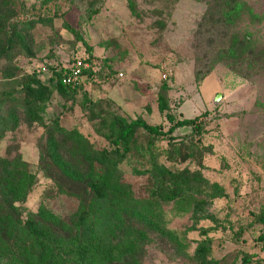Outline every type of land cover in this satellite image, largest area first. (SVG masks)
<instances>
[{"label": "rangeland", "instance_id": "374dc122", "mask_svg": "<svg viewBox=\"0 0 264 264\" xmlns=\"http://www.w3.org/2000/svg\"><path fill=\"white\" fill-rule=\"evenodd\" d=\"M209 1L15 0L11 9L8 25H19L30 48L24 53H3L0 91L5 71L14 75L37 71L47 80L50 66L69 68L89 57L95 75L83 76L85 86L74 101L54 94L46 118L60 117L62 125L77 128L98 148L108 146L107 129L98 125L102 117L118 118L124 125L142 118L167 130L170 123L159 107L161 94L177 118L200 116L204 123L200 138L191 136V128L175 131L185 145L193 138L195 157L174 163L167 160L170 146L162 137L155 139V151L167 166L200 170L225 188L226 197L208 204L197 225L187 204L157 202L155 210L182 238L186 249L178 250L148 229L137 259L121 260V264H193L190 256L197 240L204 238L202 229H210L211 257L222 264H241L246 254L252 264H264V244L258 240L263 228L258 217L264 213V0H243L248 7L234 31L249 34L254 41L237 63L218 58L221 47L228 45L227 31L210 25L197 36ZM85 103L89 105L84 107ZM5 116V107H0V117ZM21 120L17 130L0 138V158L20 156L35 175L26 201L15 205L24 218L44 204L68 219L78 209L79 199L61 191L70 187L53 170V176L48 174V162L41 155L43 127L22 116ZM149 138L139 131V149H133L119 165L121 182L130 186L132 197L138 200L152 199L153 177L138 173L150 167V155L142 151ZM141 228L147 227L132 220L121 239L135 238Z\"/></svg>", "mask_w": 264, "mask_h": 264}, {"label": "trees", "instance_id": "16d2710c", "mask_svg": "<svg viewBox=\"0 0 264 264\" xmlns=\"http://www.w3.org/2000/svg\"><path fill=\"white\" fill-rule=\"evenodd\" d=\"M14 3L15 0L0 1V42L3 46L0 58L3 53H24L30 48L19 25H8ZM246 7L243 0H210L207 13L198 24V37L210 25L227 31L228 45H223L218 53L221 60L237 63L252 46L254 39L249 34L240 35L234 31ZM130 8L136 11L133 3ZM84 62H88L89 67L83 69V76L91 79L95 75L92 61L88 57ZM69 71L70 67L50 66L47 80L37 71L23 75L2 73L0 107H5L6 116L0 117V138L19 128L21 116L26 122L43 127L45 142L41 155L48 162L45 168L49 175L53 176V170L68 183L69 190L64 187L61 191L77 197L79 206L68 219L58 216L44 204L24 218L15 204L26 201L35 184V175L20 156L0 158V264H121V260L137 259L134 257L140 255L148 229L184 251L186 245L182 238L167 227L163 215L155 210L156 203L187 204L197 225L204 208L213 200L226 197L227 193L223 186L209 181L200 170L172 168L161 163L155 151V139L162 137L168 141L170 148L166 150V157L173 163L195 157L193 138L185 145V139H178L175 131L191 128V136L200 138L204 130L200 116L177 118L170 111L167 97L161 94L158 101L170 123L167 130L163 125L149 124L142 118L124 125L118 118L102 117L98 125L107 129L104 137L108 146L98 148L77 128L62 125L60 117H45L54 94L69 102L83 91V83L72 86L63 82ZM85 98L89 103L87 95ZM141 130L150 135L147 148L142 149L150 155V167L138 173L150 174L154 179L150 200L133 198L130 186L121 182L119 173L120 163L133 149H139ZM132 220H138L147 228L137 229L133 239H121ZM258 220L263 227L258 240L264 244V213ZM209 230L201 231L204 238L197 240L194 254L190 256L193 264H222L211 257L213 239L207 236ZM252 262L250 255L242 257L241 264Z\"/></svg>", "mask_w": 264, "mask_h": 264}, {"label": "built area", "instance_id": "2783aa9c", "mask_svg": "<svg viewBox=\"0 0 264 264\" xmlns=\"http://www.w3.org/2000/svg\"><path fill=\"white\" fill-rule=\"evenodd\" d=\"M89 67L87 62L77 60L71 67L68 74L63 78V82L67 85L78 86L82 84L83 69Z\"/></svg>", "mask_w": 264, "mask_h": 264}, {"label": "water", "instance_id": "95a60500", "mask_svg": "<svg viewBox=\"0 0 264 264\" xmlns=\"http://www.w3.org/2000/svg\"><path fill=\"white\" fill-rule=\"evenodd\" d=\"M219 100H220V95H218V96L216 97V99H215V104H217V103L219 102Z\"/></svg>", "mask_w": 264, "mask_h": 264}]
</instances>
